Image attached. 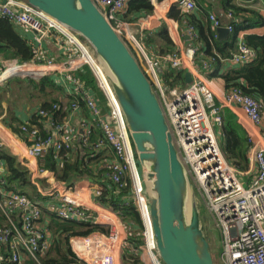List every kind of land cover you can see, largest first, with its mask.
Listing matches in <instances>:
<instances>
[{"label": "built area", "instance_id": "built-area-1", "mask_svg": "<svg viewBox=\"0 0 264 264\" xmlns=\"http://www.w3.org/2000/svg\"><path fill=\"white\" fill-rule=\"evenodd\" d=\"M129 1L93 0L128 46L136 48L132 44L134 42L147 62L145 73L157 93L179 158L219 231L223 264H264V105L239 87L229 90L217 103L216 94L201 71L211 69L215 62L203 61L199 66L196 60L198 46L188 50L177 49L160 59L150 57L143 41L130 32L131 23L123 21L119 16ZM174 5L187 16L184 22L192 40H199L198 31L189 18L197 10L196 1L170 0L169 7ZM0 16L35 33L33 60L29 63L13 59L5 61L0 67L1 81L11 78L39 81L53 77L60 86L74 87L72 94L84 98L92 117L91 121L81 119L78 129L69 118L60 125L49 118L47 120L55 129L53 133H42L30 123L21 126L22 134H25L28 141V154L42 166L39 167L38 175L32 170V182L38 184L42 197L48 200L49 211L62 220L91 221L102 227L88 235L71 237L70 246L75 256L85 264H123L124 249L129 245L132 230L131 226L124 223L121 212L96 200L104 194L103 185L93 184L87 178L66 183L58 180L53 171L43 166L51 151L59 159V153L74 148L77 141L86 145L93 134V128L97 126L102 130L103 138L96 147L107 148L114 156L103 165L110 170L111 181L119 189L126 185L127 179L132 185V196L143 223L140 257L146 264H163L157 253L149 199L145 192L146 182L121 107L112 89L108 68L87 39L27 0H6L0 3ZM226 16L230 21L226 26L228 31L237 33L235 24L238 19L230 11H227ZM208 19L213 28L223 27L222 19L216 13H209ZM168 30L175 34L177 22L168 21ZM49 35L65 47L64 58L60 61L50 58L43 48L44 40ZM257 57V51L246 43L241 33L232 55L219 59L239 67L253 63ZM165 63L168 64L166 67ZM86 66L91 69L98 87L107 98V111L96 95L87 90L76 77V73ZM168 68L190 72L192 82L186 87L177 85L169 88L163 80ZM228 106L241 109L260 130L259 134L249 131L250 167L247 170L229 163L220 146L218 129L223 125L222 110ZM80 110L81 105L77 99L70 111L76 113ZM38 114L42 119L48 117L43 109H39ZM40 177L46 180L47 186L40 185ZM2 183L4 179L0 177ZM2 210L7 214L21 212L22 227L16 233L13 227H0V264H21L22 252L38 260L49 250L50 235L41 226L43 213L40 201H34L16 189L4 190L0 187V212Z\"/></svg>", "mask_w": 264, "mask_h": 264}, {"label": "trees", "instance_id": "trees-1", "mask_svg": "<svg viewBox=\"0 0 264 264\" xmlns=\"http://www.w3.org/2000/svg\"><path fill=\"white\" fill-rule=\"evenodd\" d=\"M163 0H130L125 11L119 14L123 21L128 23L138 22L141 17H146L152 14L155 10V3ZM227 11L232 12L239 22L235 24L238 31L244 28L245 23H249V19L245 17L243 8L235 5H226ZM197 17L193 14L189 15L190 23L194 25L199 33V42L204 44L203 52L206 59L204 61H214L215 68L219 67V58L230 57L236 47L230 49L219 47L216 40V29L207 17V13L203 12ZM187 17L182 10L174 5L168 12V17L177 21H181ZM257 16V15H256ZM252 24L251 26H254ZM147 43L156 44L158 52L164 56L176 50L174 41L168 31L166 24L155 34H147ZM246 43L255 49L258 53L257 59L250 64L233 67L230 70L224 71L221 74L213 73V76L219 75L225 83L227 91L239 87L242 91L264 105V35H247ZM132 53L137 56L136 49L129 45ZM0 50L6 53L8 59L17 60L20 63H29L35 57V52L30 41L22 37L14 24L9 20L0 16ZM199 53V51H198ZM199 60V55L196 56ZM186 71L179 69H166L163 75V80L169 88L175 86L186 87L187 81L185 77ZM211 75L209 77L211 78ZM76 77L80 80L87 90L95 93L98 100L107 111V98L98 87L95 76L89 67H84L76 73ZM35 91L31 96L36 94L41 98L40 109L48 113L46 119L52 118L55 124H62L71 113V105L78 99L82 107L83 116L92 120L91 114L86 107L85 100L82 96L66 95L62 86L55 83L53 77H46L41 82L34 83V80L28 79ZM66 97L68 103H64L63 97ZM67 106V107H66ZM223 125L220 128L219 142L221 149L233 166L246 170L249 166V143L241 126L236 123L234 117L229 110L222 112ZM19 121V120H17ZM13 118V122H17ZM42 121L38 113L35 114L31 125ZM23 124V123H22ZM21 124V125H22ZM14 125V124H12ZM20 125V124H19ZM15 132H20L21 127H12ZM20 128V129H19ZM103 138L102 130L95 126L93 134L89 142L84 145L78 143L74 148L61 151L60 158H55L53 151L45 159L44 167L53 171L56 178L66 183H73L77 179L87 178L93 184L103 185L104 194L102 197H97L96 200L104 206H113L115 211L121 212L124 223L131 226V235L129 237V245L124 249L123 264H144L140 257V246L143 244L142 231L143 223L138 207L132 196V185L127 179V183L123 188H118L110 177V170L103 165L110 162L114 156L107 148L98 149L96 145ZM4 163L5 171L3 174L4 183L0 184L4 190H18L27 195L34 201H40L42 213L41 226L46 231L54 236L53 244L50 246L47 253L40 256L39 262L36 259H31L33 264H85L80 261L74 254L70 246V239L73 236L88 235L94 231L101 230L102 227L90 222L66 221L58 218L45 205L47 199L42 197L37 187L32 183L30 173L17 158L12 155L6 148L0 146V164ZM9 256V250L6 251Z\"/></svg>", "mask_w": 264, "mask_h": 264}, {"label": "water", "instance_id": "water-1", "mask_svg": "<svg viewBox=\"0 0 264 264\" xmlns=\"http://www.w3.org/2000/svg\"><path fill=\"white\" fill-rule=\"evenodd\" d=\"M27 1L81 34L108 68L146 183L147 178L152 183L150 214L162 263L215 264L194 185L179 158L153 84L126 41L93 0ZM217 32L221 38L228 36L226 28ZM185 77L188 84L192 82L190 72Z\"/></svg>", "mask_w": 264, "mask_h": 264}, {"label": "crops", "instance_id": "crops-1", "mask_svg": "<svg viewBox=\"0 0 264 264\" xmlns=\"http://www.w3.org/2000/svg\"><path fill=\"white\" fill-rule=\"evenodd\" d=\"M3 1L4 0H0V3H3ZM169 1L170 0H163L161 2H156L155 10L152 14L146 17H141L138 20V22L131 23L130 32L143 41V45L145 46V49L150 57L154 59H160L162 55L158 52L157 45L151 44L149 42L147 43L148 38L146 35L147 34L152 35L158 33L164 24H166L168 27V21L171 20L175 21L177 22V31L175 32V34H172L170 32L169 33L174 41L176 50L177 49L188 50L190 47L198 46L199 60H197V63H200L199 66H201L204 59H206V56H203L205 55V53L203 52L204 44L202 42L200 43L199 40L197 41L192 40L191 36L188 34L187 25L184 22L185 16L181 21H177L173 18L168 17V12L172 8V6L169 7ZM195 1L197 5V10L193 13V15L199 17L201 16V14H204L203 12H206L208 15L209 13L214 12L222 19L223 22L222 28H226V29H227L226 27L227 24L230 22L226 16L227 13L226 5L229 6L235 5L236 7L243 8L246 10L244 12V15L249 19L250 22L245 23V25H243L244 28H241L242 30L238 31L237 33L228 31V36L226 38H221L220 34L217 32L216 29L215 41L218 43L219 47H224L226 48V50L230 49L232 46L236 47L237 38L241 33L245 37L251 34L264 35V0H195ZM252 24L255 25L251 26ZM14 27L16 28L18 33L26 40L30 41V43L33 46L35 33L31 31H27L17 24H14ZM198 34L200 36L199 31ZM43 48L50 58H55L57 61H60L62 58H64L65 47L51 35L46 37V39L44 40ZM6 55L7 54L4 53L3 50H0V67L4 65L5 61L10 60L6 57ZM219 63L220 65L217 68H215L216 63H213L211 69L205 71L201 70L203 72V75L205 76V79L208 81L209 85L216 94L217 103H220V101L223 99L224 94L227 93L228 91L225 88V83L223 79L220 78L219 75L212 77L211 74L213 73L221 74L224 71L232 69L233 67H238L231 64L228 61L220 60ZM167 65L168 64L165 63L164 67H166ZM209 75H211V78L209 77ZM42 80L39 81L34 80V83L41 82ZM14 85H17L22 88L23 87L28 88L27 99L23 101L20 107L18 106L15 107V105L11 106V104L13 103L12 93L16 90V87H14ZM62 87L64 88L66 95H70V96L74 95L72 94V92L74 91L73 89L74 87L72 85H68L67 87L64 86ZM17 91H19V89H17ZM33 91H35V89L31 85L28 79L11 78L8 81H0V146L6 148L12 155H14L17 158V160L24 167L27 168V170L31 175L30 177L31 181H32V170L36 172V175H38L40 174L39 167L42 166L40 165V163L37 162V160L34 157L28 154L27 146H26L28 144V141L27 138L25 137V134H22V131L15 132L12 127L13 126L21 127L25 123H31L35 114L38 113V110L40 109V105H41V98L39 97L38 94H36L35 97H32L31 94ZM91 92L95 94L93 91ZM66 97L67 96L63 97L64 103H68ZM225 110H229L230 114L234 117L236 123H238L241 126L245 135L248 138V143L251 147V143L249 140L250 139L249 131L259 134L260 133L259 128L255 127L246 117L244 112L238 107H229V106L224 107L222 112H224ZM13 118H15L16 121L17 120L19 121L14 123ZM67 118H69L70 122L78 129L80 125V120L85 118L83 116L82 107L81 110L76 113L71 112ZM35 126H37L40 132L42 133L48 131L53 133V131L55 130L47 119H42V121L36 123ZM218 132L220 135V129H218ZM78 143L79 142L77 141L75 146ZM108 151L111 152L110 150ZM249 154L250 153L248 151V156ZM249 167L250 166H248L247 169H249ZM4 169H5L4 163H1L0 164L1 178L3 177L5 171ZM243 180L248 181L247 178L245 179L243 178ZM39 182H41L40 183L41 186H47L46 180L43 177L39 178ZM34 185L37 187V190L39 191L38 184L37 185L34 184ZM1 189L4 188L1 187ZM45 205H47V202L45 203ZM44 216L45 213L43 212V217ZM0 227L3 228L13 227V231L16 233V230H20L22 227V213L18 211L11 214H7L5 211L2 210L0 212ZM48 234L50 235V241L52 245L54 241V236L49 232ZM22 258L23 259L21 264H33L30 261L32 258L28 255V253L22 252ZM144 264L146 263L144 262Z\"/></svg>", "mask_w": 264, "mask_h": 264}, {"label": "rangeland", "instance_id": "rangeland-1", "mask_svg": "<svg viewBox=\"0 0 264 264\" xmlns=\"http://www.w3.org/2000/svg\"><path fill=\"white\" fill-rule=\"evenodd\" d=\"M132 42V41H131ZM132 44L136 47V52H137V59L139 60V63L141 64L143 70L145 71L146 67H147V62L143 56V54L141 53V51L139 50V48L135 45L134 42H132ZM2 79H0L1 81ZM14 87H16V90L12 93V104L11 106H18L20 107L23 103V101H25V99H27L28 96V88L27 87H19L17 85H14ZM17 89H19V91H17ZM142 170V169H141ZM142 174H143V179L146 182L145 178H144V173L142 170ZM146 195L148 196L149 199V186L146 183ZM197 195V200H198V207L199 210L201 212V217H205L204 221H202L203 226L205 227V234L208 237L209 241H210V245H211V251L213 254V258H214V262L215 264H223L222 259H221V241H220V237H219V231L216 228L213 218L211 217L210 213L208 212L207 208L204 206V203L199 195V193H196Z\"/></svg>", "mask_w": 264, "mask_h": 264}, {"label": "bare ground", "instance_id": "bare-ground-1", "mask_svg": "<svg viewBox=\"0 0 264 264\" xmlns=\"http://www.w3.org/2000/svg\"><path fill=\"white\" fill-rule=\"evenodd\" d=\"M32 70H36L35 68H32ZM36 73H38V72H36ZM7 76V74H5V77ZM2 79V78H1ZM147 184H148V186H149V189H151V185H152V183H151V181L150 180H148V178H147ZM191 209H192V207H191V202H188V204H187V212H188V215H190L191 214ZM39 259H40V257H38V262H39Z\"/></svg>", "mask_w": 264, "mask_h": 264}]
</instances>
